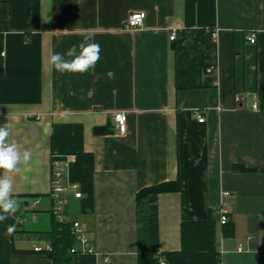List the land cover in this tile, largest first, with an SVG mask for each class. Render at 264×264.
<instances>
[{"label": "crops", "instance_id": "0c3cea01", "mask_svg": "<svg viewBox=\"0 0 264 264\" xmlns=\"http://www.w3.org/2000/svg\"><path fill=\"white\" fill-rule=\"evenodd\" d=\"M138 11L145 25L125 29ZM82 32L101 46L95 70L57 73L49 55ZM0 33V126L32 153L11 174L13 197L27 204L0 223V264H54L55 160L82 192L67 195L63 217L80 221L98 252L66 264H138L140 253L180 249L182 222L208 215L221 264H264V0H0ZM236 163L256 171L235 172ZM170 181L181 189L137 199Z\"/></svg>", "mask_w": 264, "mask_h": 264}, {"label": "trees", "instance_id": "16d2710c", "mask_svg": "<svg viewBox=\"0 0 264 264\" xmlns=\"http://www.w3.org/2000/svg\"><path fill=\"white\" fill-rule=\"evenodd\" d=\"M3 44L4 34L0 33V64L4 61V56L2 55ZM95 132L107 133L111 132V130L107 127L96 128ZM233 170L235 172L256 171L255 168L241 163L234 164ZM180 189L181 185L177 181L163 182L142 189L138 192L137 199L139 200L150 194L176 192ZM26 204V202L22 203L21 207L26 206ZM18 212L23 213L25 209L21 208ZM223 226L224 234L232 231L229 222ZM71 230L72 222L67 220L60 221L54 216L51 248L46 250V254L54 264H66L78 256L71 252V248L77 244ZM161 261H164L165 264H221L222 256L218 240L217 221L212 215H208L203 220L182 222L180 249L160 253L144 252L138 256V264H160Z\"/></svg>", "mask_w": 264, "mask_h": 264}, {"label": "clouds", "instance_id": "9594fccd", "mask_svg": "<svg viewBox=\"0 0 264 264\" xmlns=\"http://www.w3.org/2000/svg\"><path fill=\"white\" fill-rule=\"evenodd\" d=\"M82 40L73 44L66 52H52L49 55V65L59 74H85L93 72L101 59V46L95 42L94 36L82 32ZM10 130L0 126V223L13 217L21 209L22 202L13 197V173L29 165L32 153L25 149L21 151L15 142H10ZM7 233L15 232V225L7 226Z\"/></svg>", "mask_w": 264, "mask_h": 264}, {"label": "built area", "instance_id": "2783aa9c", "mask_svg": "<svg viewBox=\"0 0 264 264\" xmlns=\"http://www.w3.org/2000/svg\"><path fill=\"white\" fill-rule=\"evenodd\" d=\"M147 17V13L145 11L134 12L129 15L128 19L125 23V29L128 30H138L145 25V19ZM216 35V33H215ZM171 39H175V32L171 35ZM247 40L250 43H256L257 35L255 33L249 34L247 36ZM4 55V52L2 53ZM207 71H212V67L207 68ZM242 97L240 94L235 96V101L237 103L241 102ZM253 108H257L258 104L255 102L252 106ZM205 111L203 109H195L193 114L198 119L199 122H205ZM114 120L116 127L119 133L124 134L127 131V114L124 111H117L114 114ZM74 193L77 198L82 197V192L80 191V184L77 182H71L68 179V175L63 168V164L60 161L55 160L53 162L52 167V176H51V190L50 196L52 199V213L54 216L59 218L60 221H64L65 214V206L67 204V195L69 193ZM224 195H229L230 193H223ZM229 222L228 211L226 209L222 210L220 223L222 225L227 224ZM73 236L76 238L77 244L76 246L71 248V252L76 255H98V252L93 243L92 237L89 232L83 227L80 221L72 222V230ZM264 245V237L262 239ZM41 247H36L35 250H41ZM242 250V247L239 248ZM104 262L110 261V255L105 254L103 257ZM160 264H165L164 261H161Z\"/></svg>", "mask_w": 264, "mask_h": 264}]
</instances>
